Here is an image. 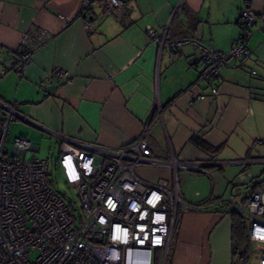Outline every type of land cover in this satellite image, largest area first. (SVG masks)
I'll return each mask as SVG.
<instances>
[{"label": "crops", "instance_id": "crops-1", "mask_svg": "<svg viewBox=\"0 0 264 264\" xmlns=\"http://www.w3.org/2000/svg\"><path fill=\"white\" fill-rule=\"evenodd\" d=\"M119 9L101 0H0V116L14 112L9 134L15 123L13 134L34 152L39 133L58 148L54 134L117 148L149 124L154 157L211 164L177 174L188 204L245 202L264 187V27L252 32L249 53L214 80L215 95L199 78L202 50L169 44L195 40L228 53L241 35L240 12L264 16V0H119ZM32 31L48 39L21 75L1 76ZM57 69L69 78L60 80ZM137 174L151 184L172 177L160 167ZM231 234L232 214L187 209L164 264H249L234 260Z\"/></svg>", "mask_w": 264, "mask_h": 264}, {"label": "built area", "instance_id": "built-area-1", "mask_svg": "<svg viewBox=\"0 0 264 264\" xmlns=\"http://www.w3.org/2000/svg\"><path fill=\"white\" fill-rule=\"evenodd\" d=\"M109 10L119 12V0H101ZM88 5L89 0H81ZM242 34L228 53L214 50L195 40L170 42L178 51L183 44L199 47L202 67L199 78L215 95L214 80L233 62L248 53L252 32L264 27V16L248 9L240 12ZM150 36L155 32L150 30ZM31 40L8 54L1 76L9 71L21 75L31 56L47 39L42 31H32ZM54 74L69 78L63 69ZM191 99H203L192 90ZM14 112L0 116V264H164L171 242L187 209L236 214L248 223V241L256 246L258 264H264V187L257 188L240 204L211 199L203 206L188 204L181 195L177 174L202 173L211 165L185 162L170 156L154 157L147 134L125 146L110 148L83 143L61 134L57 165L70 188H75L82 213H74L48 181L49 164L27 159L32 144L14 138L9 147L10 124ZM222 166V164H215ZM160 167L172 171L170 179L147 183L139 168ZM159 264V263H158Z\"/></svg>", "mask_w": 264, "mask_h": 264}, {"label": "rangeland", "instance_id": "rangeland-1", "mask_svg": "<svg viewBox=\"0 0 264 264\" xmlns=\"http://www.w3.org/2000/svg\"><path fill=\"white\" fill-rule=\"evenodd\" d=\"M15 123H13L11 130L12 133L9 134V144L8 146H11V143L14 138H17L18 136L13 134ZM10 132V131H9ZM45 136V138H44ZM38 140L36 144L33 143V145H37L40 147L39 151H30L27 153L26 158H37L39 160H45L49 164L48 168V181L51 186V188L59 194L67 204H70L71 209L73 210L74 217H79V215L82 213L80 210V204L77 197V191L75 188H70L64 181V177L62 173L60 172L58 165H57V158L59 155V148L56 146L55 141L51 140V138L46 137V135H43L41 133L38 134ZM31 143V142H30ZM256 246L253 245V250L249 252V264H255L256 259L254 258V254L259 253L255 250Z\"/></svg>", "mask_w": 264, "mask_h": 264}, {"label": "trees", "instance_id": "trees-1", "mask_svg": "<svg viewBox=\"0 0 264 264\" xmlns=\"http://www.w3.org/2000/svg\"><path fill=\"white\" fill-rule=\"evenodd\" d=\"M242 34V30H241ZM241 36V35H240ZM195 140V139H194ZM196 141V140H195ZM203 149L209 150L210 148L200 141H196ZM71 208L70 204H68ZM73 211V210H72ZM232 254L236 261L245 263L248 259L251 249L248 241V225L247 222L240 216L232 214ZM160 264V253L157 254V264Z\"/></svg>", "mask_w": 264, "mask_h": 264}, {"label": "bare ground", "instance_id": "bare-ground-1", "mask_svg": "<svg viewBox=\"0 0 264 264\" xmlns=\"http://www.w3.org/2000/svg\"><path fill=\"white\" fill-rule=\"evenodd\" d=\"M248 224V223H247Z\"/></svg>", "mask_w": 264, "mask_h": 264}]
</instances>
